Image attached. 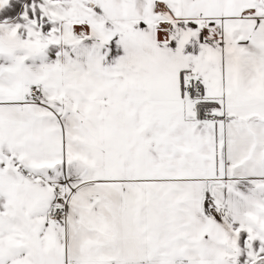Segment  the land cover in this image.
Wrapping results in <instances>:
<instances>
[{
  "label": "snow or ice",
  "instance_id": "6c2138e0",
  "mask_svg": "<svg viewBox=\"0 0 264 264\" xmlns=\"http://www.w3.org/2000/svg\"><path fill=\"white\" fill-rule=\"evenodd\" d=\"M0 264H264V0H0Z\"/></svg>",
  "mask_w": 264,
  "mask_h": 264
}]
</instances>
